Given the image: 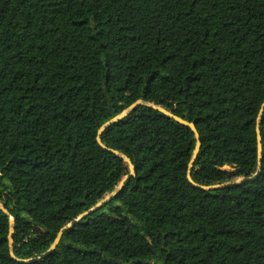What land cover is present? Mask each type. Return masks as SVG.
<instances>
[{"label":"trees","instance_id":"trees-1","mask_svg":"<svg viewBox=\"0 0 264 264\" xmlns=\"http://www.w3.org/2000/svg\"><path fill=\"white\" fill-rule=\"evenodd\" d=\"M264 0H0V203L18 258L135 167L124 188L64 231L46 257L0 264H264ZM16 157L21 162L10 161Z\"/></svg>","mask_w":264,"mask_h":264},{"label":"water","instance_id":"water-1","mask_svg":"<svg viewBox=\"0 0 264 264\" xmlns=\"http://www.w3.org/2000/svg\"><path fill=\"white\" fill-rule=\"evenodd\" d=\"M139 105H143L146 106L150 109L156 110L164 115H166L167 117L174 119L175 121H177L178 123L187 126L191 132L194 135V139H195V143H194V147L193 150L190 154L189 157V161L187 164V170H186V177L188 179V181L190 183H192L193 185L204 189V190H212V189H218L227 185H231V184H239V183H243L245 181H248L254 177L257 176L259 170H260V166H261V160H262V145H261V136H260V120H261V116L263 113V109H264V101L261 103L258 113L256 115L255 118V138H256V156H257V167H256V171L252 176H241L236 178L235 180H231L222 184H214V185H197L193 182L192 178H191V168L192 165L198 155L199 152V148H200V137H199V132L197 131L196 127H195V123L193 122H189L185 119H183L180 116H177L175 114H173L171 111L161 107L160 105L156 104L153 101H146L143 99H137L134 102H132L130 105H128L123 111H121L120 113L116 114L115 116H113L112 118H110L109 120L105 121L103 124L100 125V127L97 129L96 132V142L99 144V146H101L102 148H105V145L102 143L101 141V135L102 133L112 124H115L117 122H119L120 120H122L124 117H126L127 115H129L132 111L135 110V108ZM108 151H110L111 153L119 156L123 163L127 166V170L128 173L123 175L120 180L117 182L116 187L109 192L104 198L100 199L97 203H95L91 208H89L88 210L80 213L75 219L69 221L68 223H66L65 225H63L58 232L56 233L52 243L50 244L49 248L43 252L42 254L34 257V258H30V259H25V258H18L13 249H12V244H13V236H14V225H13V219L12 217L9 215L7 209H5L4 205H2L0 203V209L6 213L8 215V220H9V227H8V233H7V242H8V250H9V254L10 256L20 262L23 263H29L35 260H39L42 259L44 257H46L53 249L56 248V246L58 245V243L60 242L61 236L63 234L64 231L68 230L69 228L73 227L79 220L83 219L86 215L98 210L99 208H101L103 205H105L107 202H109L113 197H115V195L121 191L125 184L127 183V181L129 180V178L131 176L135 175V167L132 164L130 158L128 156H126L125 154L117 151V150H112V149H108ZM10 161L12 162H21L20 159L16 158V157H11Z\"/></svg>","mask_w":264,"mask_h":264}]
</instances>
